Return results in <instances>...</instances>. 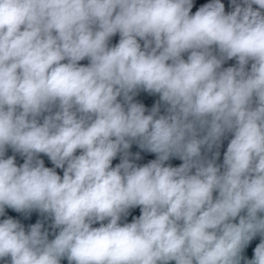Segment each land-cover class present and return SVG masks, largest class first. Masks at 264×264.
Listing matches in <instances>:
<instances>
[{
    "label": "clouds",
    "instance_id": "clouds-1",
    "mask_svg": "<svg viewBox=\"0 0 264 264\" xmlns=\"http://www.w3.org/2000/svg\"><path fill=\"white\" fill-rule=\"evenodd\" d=\"M64 262L264 264V0H0V264Z\"/></svg>",
    "mask_w": 264,
    "mask_h": 264
},
{
    "label": "water",
    "instance_id": "water-1",
    "mask_svg": "<svg viewBox=\"0 0 264 264\" xmlns=\"http://www.w3.org/2000/svg\"><path fill=\"white\" fill-rule=\"evenodd\" d=\"M200 2H203V0H200ZM116 39H118V37ZM81 63H85L86 64L87 61H82ZM145 98H146V96L145 97H141V99H145ZM156 99H158V97H156ZM147 102L149 104L153 103V101L151 99H148ZM225 147H226V145H225ZM138 150H139L138 149V146L134 144L133 147L130 149V152L133 153V157H134L135 153ZM139 151L141 152V157H142L141 161H139L140 163H146L149 159H154L155 158V154H146V153H144L143 150H139ZM42 158L45 159L46 166H51L50 161H48L46 157H42ZM170 163H172L174 166H178L181 163V161H179L177 159H173V160L170 161ZM10 214H12L13 216L17 215L14 212H12ZM133 214L138 215L139 214V209L134 210ZM37 219H42V218L40 217V214L39 213L33 212L31 214H28L25 222L26 223H33V222H36ZM255 243H259V237H257L254 240L253 245H252L253 247H254ZM248 253H249V258H251V248L248 249ZM64 264H66V262H64Z\"/></svg>",
    "mask_w": 264,
    "mask_h": 264
}]
</instances>
